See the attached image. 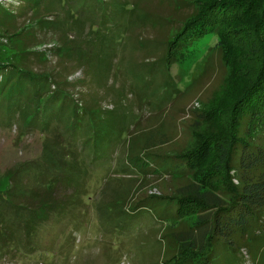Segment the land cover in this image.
Masks as SVG:
<instances>
[{"label":"rangeland","instance_id":"obj_1","mask_svg":"<svg viewBox=\"0 0 264 264\" xmlns=\"http://www.w3.org/2000/svg\"><path fill=\"white\" fill-rule=\"evenodd\" d=\"M15 1L2 2L14 16L1 20L0 59L26 53L20 63H13L49 75L70 106L61 120L50 119L45 130L40 122L29 126L26 120H14L25 103L20 89L1 93L0 178L39 162L53 168V175L58 171L67 177L57 190L72 205L34 238L27 240L19 232V244L0 256V264H178L174 238L190 231L200 210L198 204L179 210L176 199L183 193L194 197L193 185L197 193L228 203L229 193L208 191L219 190L224 171L220 173L212 157L195 176H171L167 168L144 175L129 159L136 157L139 168L147 156L160 157L164 162L155 161L168 166V157L193 150L204 138L217 137L219 143L229 139L233 107L264 60V29L255 26L260 15L253 18L261 10L224 28L226 33L241 29L239 33L207 36L192 58L169 69L170 44L185 23L216 0H96L106 4L110 18L99 34L93 26L102 21L100 11L90 8L89 19L78 21L84 0H71L68 6L66 0H44L38 9ZM21 32L19 38H10ZM57 88L53 83L51 90ZM73 105L108 121L105 129L113 136L108 144H98L101 158L93 157L94 128L87 115L74 133L70 129ZM254 139L264 147L263 130ZM226 170L228 183L237 186L238 174ZM38 177L33 175V181ZM148 199L150 209L132 212ZM111 204H116L114 210L107 212L117 214H112L115 222L104 226L98 208ZM259 250L262 261H255V250L248 248L250 253H230L216 262L264 264V247Z\"/></svg>","mask_w":264,"mask_h":264},{"label":"trees","instance_id":"obj_2","mask_svg":"<svg viewBox=\"0 0 264 264\" xmlns=\"http://www.w3.org/2000/svg\"><path fill=\"white\" fill-rule=\"evenodd\" d=\"M25 1L29 3L28 7L35 9L45 3L44 0ZM70 1L66 0V6ZM2 2L12 4L16 1L0 0V24L1 20L14 16L2 5ZM90 8L101 12V23L93 26V29H96L94 32L99 34L108 28V22H110L106 4L96 0H84L77 13L78 21H82L83 18L89 19L86 13ZM256 9L261 11L253 17L256 19V16L260 15L255 26L264 29V0H248L245 4L229 0L210 2L203 12H198L191 21L184 24L183 29L170 44L166 56L168 68L185 64L193 57L198 44L207 36L214 35L222 38L226 34L239 33L241 29L226 33L224 28L234 21H240L243 17L253 16ZM22 33H15L10 38H19ZM23 55L25 56L26 53ZM23 55L20 51L15 54L14 59L20 63L19 59H22ZM14 59L8 56L6 59H0V95L8 88L20 89L23 97L21 100L25 99V103H22L20 112L14 114V120L21 118L26 120L29 126H36L40 122L43 129L47 130L51 122L49 120H61L70 106V103L66 101L68 96L60 90L59 85L49 75L22 68L20 64L13 63ZM262 63L258 74L251 80L249 87L233 107L231 134L228 140L223 141L225 143H219L222 139H216L217 137L204 138L193 150L177 157H168V166L161 164L163 167L155 161L158 159L164 162V158L160 159V157L147 156L148 161L139 165V168L136 164L139 160L136 157L129 159V162L135 164L133 168L144 175H154L161 171L160 169L167 168L171 176L188 173L190 177L195 176L196 171L212 157L217 158V169L220 173L224 171L219 190L209 187L208 191L214 194L229 193L231 199L228 203L224 204L223 201L209 196L208 193L205 195L197 193L193 185L190 190L194 197L183 193L176 199L179 210H184L190 204H198L200 210L196 213L197 219L190 226V231L178 233L177 239L174 238L178 251L176 259L178 264H217L218 258L226 257L230 253L238 257L240 251H248V248L255 250V261L263 259V253L259 247H264V173H260L259 169L264 168V147L253 142L254 135L264 131V60ZM53 83L57 85L58 90H51ZM90 113L85 114L83 108L73 105L69 127L74 133L82 124V116L87 115L90 126L94 128L93 157L98 159L101 158L100 152H97L98 144L99 146L102 142L108 144L113 135L112 133L109 135V131L106 132L107 120L101 115L93 116ZM89 141H86L84 145ZM151 160L154 162L151 163ZM36 163L39 165L35 167L26 164L19 169L9 170L0 178V256L11 248L16 249L15 247L19 244L16 239L19 232L24 234L27 240L34 238L38 229L49 223L53 217L64 215L72 205L71 199L67 200L59 196L57 190L59 185H64L62 182L67 177L58 171L55 172L60 176L56 173L53 175L51 172L53 168H46L44 164ZM146 163H149V166ZM226 168L238 174L237 186L232 185L230 181L228 183L226 178L230 172ZM33 175L39 177L33 181ZM22 176H26L28 181L22 180ZM69 183L72 185V181ZM150 201L152 200L141 202L132 212L150 209L152 207ZM115 203L119 205L123 202ZM115 205L99 206L98 211L104 226H110L115 222L112 216L114 213H109L114 210ZM164 221L171 224L170 218ZM29 245H31L30 242ZM29 249L34 251L32 247Z\"/></svg>","mask_w":264,"mask_h":264},{"label":"built area","instance_id":"obj_3","mask_svg":"<svg viewBox=\"0 0 264 264\" xmlns=\"http://www.w3.org/2000/svg\"><path fill=\"white\" fill-rule=\"evenodd\" d=\"M5 1H9V0H5Z\"/></svg>","mask_w":264,"mask_h":264}]
</instances>
